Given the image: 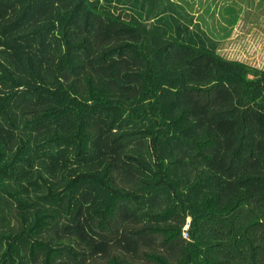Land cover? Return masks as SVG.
<instances>
[{
	"label": "trees",
	"instance_id": "obj_1",
	"mask_svg": "<svg viewBox=\"0 0 264 264\" xmlns=\"http://www.w3.org/2000/svg\"><path fill=\"white\" fill-rule=\"evenodd\" d=\"M191 21L0 0V264H264V70Z\"/></svg>",
	"mask_w": 264,
	"mask_h": 264
},
{
	"label": "rangeland",
	"instance_id": "obj_2",
	"mask_svg": "<svg viewBox=\"0 0 264 264\" xmlns=\"http://www.w3.org/2000/svg\"><path fill=\"white\" fill-rule=\"evenodd\" d=\"M171 1L185 7L191 28L215 41L224 58L264 70V0Z\"/></svg>",
	"mask_w": 264,
	"mask_h": 264
},
{
	"label": "built area",
	"instance_id": "obj_3",
	"mask_svg": "<svg viewBox=\"0 0 264 264\" xmlns=\"http://www.w3.org/2000/svg\"><path fill=\"white\" fill-rule=\"evenodd\" d=\"M189 227H190V220H187L185 226L183 227V236L186 239H189Z\"/></svg>",
	"mask_w": 264,
	"mask_h": 264
}]
</instances>
